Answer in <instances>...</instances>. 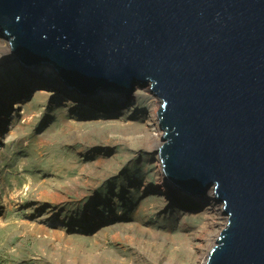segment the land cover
Returning a JSON list of instances; mask_svg holds the SVG:
<instances>
[{
  "label": "water",
  "instance_id": "1",
  "mask_svg": "<svg viewBox=\"0 0 264 264\" xmlns=\"http://www.w3.org/2000/svg\"><path fill=\"white\" fill-rule=\"evenodd\" d=\"M0 36L80 95L149 86L163 177L223 205L205 264H264V0H0Z\"/></svg>",
  "mask_w": 264,
  "mask_h": 264
},
{
  "label": "rangeland",
  "instance_id": "2",
  "mask_svg": "<svg viewBox=\"0 0 264 264\" xmlns=\"http://www.w3.org/2000/svg\"><path fill=\"white\" fill-rule=\"evenodd\" d=\"M8 64L0 66V264H201L206 207L184 212L175 203L188 199L165 194L147 152L146 97L134 88L121 95L130 98L124 106L116 94L72 101L45 88L38 99V84Z\"/></svg>",
  "mask_w": 264,
  "mask_h": 264
},
{
  "label": "bare ground",
  "instance_id": "3",
  "mask_svg": "<svg viewBox=\"0 0 264 264\" xmlns=\"http://www.w3.org/2000/svg\"><path fill=\"white\" fill-rule=\"evenodd\" d=\"M0 38L5 40L4 43H0V66L5 68L7 64L9 63L8 65L12 67L16 66L18 68H21V71H23L25 75L27 74V76H25V81L38 84V90H40V92L37 94H41V96H39L38 99H42V96L45 95V93L43 92L44 91L43 89L45 88H51L53 91H56L59 94V96L60 95L61 97L63 96V100H72V101L78 100L79 101V100L84 99V97L80 95V92L74 89H70V88L69 89L63 88L62 83L59 80V76L52 68L48 66L31 68V67L23 66L22 64L18 63L13 58V55L10 52V46L8 44V41L1 36ZM34 73L35 74L38 73V75H35ZM53 80L57 81V83L52 84ZM135 89L136 90L133 92V94L135 96L142 95V97H146L145 102L147 105H150L151 107V111L149 112L147 119L150 120L152 123H150L147 129L145 130L146 140H148L147 141L148 143L146 144L148 146L147 152L150 155L149 157L150 160L152 158L153 161H155L157 165L159 175H161V179L164 184L165 194H167V196L170 199H173L174 196H179L182 199H188L186 204H184L183 206L179 205L178 202L175 203V208L181 209L184 212L191 211L190 213L193 214V212L198 211V209L202 210V208L206 207L205 213H203L202 215L203 220L201 221L204 228L205 229L208 228L206 229V231L203 230L204 231L203 241L205 244L210 245L208 246L207 252L205 253L202 259V262H201V264H205L206 259H207V253L214 246L215 239L218 236V234L215 233L216 229L217 228L219 229V227L221 229V226L223 225L225 226V222L227 218L223 210V205L215 199L212 189L207 190V192L203 196L202 195L201 196H191V195L178 191L176 188L171 186L165 180L162 174V167H161L160 159L158 157V147L162 144V140H161L162 130L159 127V121L156 115V111L160 108V100L152 94V91L150 90L149 86L147 87L140 86V87H136ZM26 91H28V89H26ZM24 94L25 96H27L26 95L27 92ZM95 95H96V99L97 97H100L101 99L107 100V101H109L110 99H113V97H116L114 93L104 92V91H99ZM122 97L123 96L118 98V100L123 99V101H126L124 105L126 106L130 98L125 100V97L123 98ZM24 100L25 99H23L21 103L26 102ZM3 105H4L3 106L4 108L2 109V111L5 110V107L8 106L9 103L6 101ZM119 106H121V104L117 105V107ZM132 108L134 109L133 110L134 112H137V111L139 112L141 105H134L132 106ZM15 119L16 117L14 118V120ZM183 226L185 227L187 225H183Z\"/></svg>",
  "mask_w": 264,
  "mask_h": 264
}]
</instances>
